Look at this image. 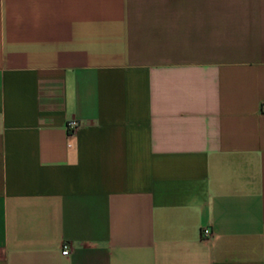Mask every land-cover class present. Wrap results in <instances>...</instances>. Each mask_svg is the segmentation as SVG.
I'll use <instances>...</instances> for the list:
<instances>
[{
	"label": "crops",
	"instance_id": "1",
	"mask_svg": "<svg viewBox=\"0 0 264 264\" xmlns=\"http://www.w3.org/2000/svg\"><path fill=\"white\" fill-rule=\"evenodd\" d=\"M263 102L264 0H0V264H264Z\"/></svg>",
	"mask_w": 264,
	"mask_h": 264
},
{
	"label": "built area",
	"instance_id": "2",
	"mask_svg": "<svg viewBox=\"0 0 264 264\" xmlns=\"http://www.w3.org/2000/svg\"><path fill=\"white\" fill-rule=\"evenodd\" d=\"M262 112H264V102L262 103ZM80 127V123L77 120H69L66 125V131L68 133L69 137H73L78 128ZM213 236L212 231L208 227H203L200 230V238L202 240H208ZM62 255L63 256H69L70 255V246L68 244H65L62 248Z\"/></svg>",
	"mask_w": 264,
	"mask_h": 264
}]
</instances>
